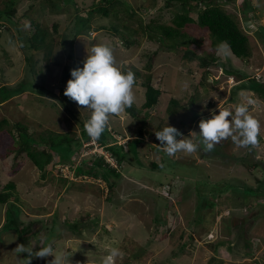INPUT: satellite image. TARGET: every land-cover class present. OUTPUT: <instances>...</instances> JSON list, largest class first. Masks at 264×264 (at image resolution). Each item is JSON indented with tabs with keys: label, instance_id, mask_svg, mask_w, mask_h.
I'll return each mask as SVG.
<instances>
[{
	"label": "rangeland",
	"instance_id": "374dc122",
	"mask_svg": "<svg viewBox=\"0 0 264 264\" xmlns=\"http://www.w3.org/2000/svg\"><path fill=\"white\" fill-rule=\"evenodd\" d=\"M14 1L12 19L19 30L31 32V22L37 23L50 33L47 43L51 48L47 60L46 47L34 54L32 75L17 39L15 21H0V85L10 87L22 81L26 89L0 102V121L6 119L0 128V189L9 180L14 182L11 200L20 206V221L34 231L28 244L51 243L58 254L69 255L70 264H103L112 248L123 253L115 264H264V189L256 183L264 177V100L244 87L251 77L264 83V0H216L248 36L250 54L246 59L236 57L226 45L214 48L206 28L196 23L185 27L195 39L188 46L198 57L213 55L218 59L207 66H201L197 56H185L180 48H168L169 41L147 35L144 26L151 20L170 23L175 9L164 7V0H122L117 16H94L89 29L74 36L76 18L86 16L91 5L100 0H52V9L46 0ZM6 3L10 0H0V10L6 9ZM246 4L253 10L250 16L244 13ZM190 15L195 18L196 11ZM113 26L131 32L135 43L125 45ZM64 35L69 36L63 43ZM99 44L114 49L123 71L138 72L133 89L137 108L144 101L141 82L147 75L152 86L162 92L145 119V130L153 136L144 133L128 144L138 135L141 121L126 110L110 117L108 129L116 142L124 144L111 148L120 157L119 165L95 139H84L81 121L90 117V110L64 93L58 100L28 88L29 84L36 87V80L55 94L64 91L68 80L62 82L63 65L85 60ZM242 74L246 78L239 79ZM170 98L179 103L170 106L177 111L174 115L167 111ZM241 103L247 104L260 122L256 147L239 148L229 138L212 152L203 151L201 145L195 153L169 157L162 147L161 151L154 149L160 143L157 127L174 126L185 139L199 143V121L211 118L210 110L218 114L219 108L234 110ZM139 116H144L143 110ZM15 122L36 139H47L52 131L67 133L81 143L72 142L70 158L62 163L51 161L42 177L30 159H13L18 138ZM100 155L118 168V174L110 177L112 190L103 178L75 174L77 165ZM151 161L160 168H152ZM252 163L259 165L250 171ZM13 164L18 168L10 174ZM105 172L109 171L103 167ZM221 186L222 201L215 205L221 199L217 195ZM6 206L0 203V264H23L24 253L17 257L13 251L22 244L16 232L2 228ZM75 222L77 230L71 226ZM221 240H229L230 246L216 247L214 243ZM39 247L37 243L34 250ZM36 260V264H50L54 256Z\"/></svg>",
	"mask_w": 264,
	"mask_h": 264
},
{
	"label": "trees",
	"instance_id": "16d2710c",
	"mask_svg": "<svg viewBox=\"0 0 264 264\" xmlns=\"http://www.w3.org/2000/svg\"><path fill=\"white\" fill-rule=\"evenodd\" d=\"M48 4L50 5V9L54 7V2L52 0H46ZM72 0H63L64 3L71 2ZM14 0H10V3H6V9L0 10V21H10L12 22L14 19L13 15L15 13V8H13ZM124 3L122 0H100L99 3L91 5L89 11L87 12L86 16H81L80 18H76L75 25H73L72 29V35L80 34L83 29L88 30L90 27V22L92 21V18L94 16H117V8L121 6ZM163 6L166 8H172L175 9L173 12L172 18L170 20V23L160 22L159 20L153 19L151 20L150 24L145 25V29H147L149 35V38H155L157 37L161 41L167 40L169 41L170 45L168 48H180L184 51L185 56H197L195 51L191 48H189V44L192 41H195L194 38H192L190 35H188L185 32V27L189 26L190 24L196 23L200 27H204L208 30L209 36L211 38V45L216 48L218 45H226L231 50L232 54H234L236 57L241 59H246L250 54V46H249V40L248 36L245 34V32L242 31L240 28L238 21L236 18L231 15L230 13L226 12L224 8H222L216 0H164ZM53 6V7H52ZM77 9V8H76ZM196 11V17L193 18V16L190 15V13ZM252 8L250 5L246 4V7L244 8V13L246 15L250 16L252 12ZM250 13V14H249ZM12 20V21H11ZM15 21V22H14ZM14 25H17V39H19V43L21 46V49L24 52L25 59L27 63L29 64L30 71L32 75H35V61L33 59L34 54L39 52L41 49L46 47L45 52V58L49 57L51 53V48L49 47L48 42V36L50 33L45 30V28L41 27L35 22H31L33 30L31 32H25L24 30H19L17 21L14 20ZM13 24V23H12ZM113 29L115 30V34L122 38L123 43L125 45H130L133 42L130 39V33L126 30L120 31L118 27L113 26ZM126 32V33H125ZM125 33V35H124ZM69 35H64L63 43L66 41L67 37ZM71 56V55H70ZM198 57V56H197ZM200 60L201 66H207L208 62H213L214 60L218 59L214 57L213 55L209 56H201L198 57ZM83 59L79 60V63L73 62L71 64H64L61 72V78L62 82H65L69 79H71V69L75 67H83ZM150 67V66H148ZM226 73H233L230 69H225ZM135 76H138V72L135 73ZM35 78V76L33 77ZM239 79L246 78L244 74L238 75ZM22 82V81H21ZM17 83L15 86H8L7 84L0 85V102H3L5 100H8L9 98L16 96L22 92H24L26 89L24 83ZM36 87L33 85H28L31 90L35 89L42 93L43 95H46L48 97H54L58 100H61V96L64 93L62 89H60V92L58 94H55L52 90H48L43 88L39 82H36ZM141 85L144 86V101L140 105L139 108H137L134 104L131 108L126 109V111L134 118L139 119L142 123V126L140 127V130L138 131V136L143 137L144 133H147L150 136H153L154 133L150 130L146 129V120L147 119V111L151 108H153L159 100L160 95L162 94L161 90L159 88H156L152 86L150 83V76L147 75L144 78V81L141 82ZM244 87L248 90L254 92L257 97L264 100V83L260 81L258 78L251 77L248 78L247 81L244 83ZM193 102H191L192 104ZM62 106L68 110L72 115L75 114L74 109L70 108V106L64 104L61 102ZM179 106L178 100L175 98H170L168 103L167 111L169 114L174 115L177 113V111L170 107V106ZM144 111V116L140 118L139 114L140 111ZM142 119V120H141ZM81 126L83 128V136L84 139H89V136L84 130V123L81 121ZM6 123V119H2L0 121V128L3 127L2 125ZM13 126L17 130L18 138L15 139L14 143L17 144L16 149H14V160L16 158H21L25 156L26 158L30 159L34 165L41 171L42 177L46 175V166L52 161L57 163H62L64 160H67L69 157L68 153L70 150V145L72 142H78L81 143L78 139L72 138L67 133L58 134L52 131L48 132L47 139L43 136H40V139H36L33 137L28 131L27 128L21 124L20 122H15ZM158 131H160V127H157ZM10 131V130H8ZM120 134V133H119ZM109 136L110 138H107ZM123 136V135H121ZM124 137V136H123ZM137 137V136H136ZM137 138H132L130 141L126 142L130 144L133 141H136ZM78 140V141H77ZM100 145L105 147V150H107L111 156L116 160L117 164L119 165L120 157L116 156L115 153L112 151V146L114 145H124L123 143H118L114 140L113 134L110 132V129L105 130V132L101 135L99 139H95ZM162 146L158 145L155 146L154 149L157 151H161ZM56 156V157H55ZM91 161L89 163L82 162L83 165H77L75 168V174L76 175H84V176H90L94 178H103L107 184L109 185V189H113L114 183L110 181V177L113 174H118V171L115 167H112L109 162L105 160V158L100 156H90ZM249 163V162H248ZM247 163V164H248ZM150 165L152 168L157 169L160 168V165L156 163L155 161H151ZM259 165V163H252L249 165L250 171L254 170V167L256 168ZM103 167L109 172H105V174L102 173ZM18 168V165L14 164L12 168L10 169V174L14 173L16 169ZM263 170V169H262ZM264 171V170H263ZM107 173H109V177L107 176ZM257 187L263 185L264 189V177L263 179L257 178L256 179ZM228 184V183H227ZM233 185V184H231ZM248 185V184H247ZM246 185V186H247ZM244 185V187H246ZM249 188L253 190L254 188L249 186L246 187V189ZM15 189V184L12 180H9L4 185H2V188L0 189V203L1 204H7L5 209V219L2 223V228L4 230H13L16 232L18 240L25 245H28L29 241V235L33 234L34 231L31 230V228L25 224H23L20 221V206L15 203V201L11 200V196L13 194V190ZM222 190H224V187L221 186L218 189L217 195L219 198L222 197ZM256 190V189H255ZM258 191V188L257 190ZM217 196V197H218ZM243 200H245V197L241 196ZM15 199V198H14ZM222 198L216 201L217 205L218 203H221ZM78 225L76 222L71 225L74 227L75 230L78 229ZM74 229L72 231H74ZM241 236V234H239ZM229 240H221L217 243H214V245L217 247L219 245H223L225 247H229ZM27 256V253H24V257ZM37 260L36 258H33L31 260V264H36Z\"/></svg>",
	"mask_w": 264,
	"mask_h": 264
},
{
	"label": "clouds",
	"instance_id": "9594fccd",
	"mask_svg": "<svg viewBox=\"0 0 264 264\" xmlns=\"http://www.w3.org/2000/svg\"><path fill=\"white\" fill-rule=\"evenodd\" d=\"M223 55L227 57L228 53L225 51ZM70 71L71 79L67 81L64 95L81 108L90 110V117L83 127L90 138L99 139L107 129L110 117L119 116L135 103L136 96L133 91L136 84L135 73L131 70L123 71L117 63L114 49L106 44L94 46L91 54H87L83 67H75ZM210 111H212L211 118H202L199 121L201 138L199 143L185 139L176 127L168 124L162 130L155 132L159 145L167 156L172 157L179 152L192 154L197 152L201 145L203 151L212 152L216 145L229 138L239 148H254L258 145L260 122L250 113L247 104L241 103L234 110L219 108L218 114L214 110ZM177 137L181 138L177 139ZM15 239L7 242L10 243ZM37 243L40 245L39 250H34ZM13 251L17 257L19 254L27 253L23 258V264H31L33 258H47L50 255L54 256L50 264H70L69 255L58 254L51 243L17 244ZM122 256L123 253L118 248H112L103 264H115L116 259Z\"/></svg>",
	"mask_w": 264,
	"mask_h": 264
}]
</instances>
